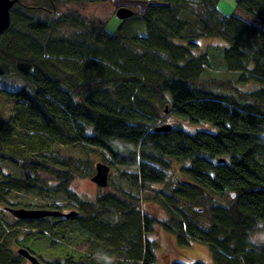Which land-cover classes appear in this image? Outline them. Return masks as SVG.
Returning a JSON list of instances; mask_svg holds the SVG:
<instances>
[{
  "label": "trees",
  "instance_id": "trees-1",
  "mask_svg": "<svg viewBox=\"0 0 264 264\" xmlns=\"http://www.w3.org/2000/svg\"><path fill=\"white\" fill-rule=\"evenodd\" d=\"M141 1L149 5L134 18L144 37L128 20L113 34L87 21L79 13L86 0H17L12 8L0 34V84L18 82L0 88L14 103L0 123V163L24 175L0 168V264L26 263L19 249L42 263V247L54 250L48 264H103L92 249H73L81 240L121 256L115 264H156L150 237L159 228L182 247L208 245L214 264H264L256 244L264 237V0H234L231 15L220 0ZM203 39L225 45L196 55ZM212 51L232 78L206 77ZM171 115L216 132L165 124ZM99 163L135 190H155L168 218L147 213L120 185L82 198L71 186L92 179ZM19 196L30 203H16ZM31 197L50 199L42 210L62 216L8 212L35 209Z\"/></svg>",
  "mask_w": 264,
  "mask_h": 264
},
{
  "label": "rangeland",
  "instance_id": "rangeland-1",
  "mask_svg": "<svg viewBox=\"0 0 264 264\" xmlns=\"http://www.w3.org/2000/svg\"><path fill=\"white\" fill-rule=\"evenodd\" d=\"M30 1V0H28ZM87 5L83 10H80L79 13L82 17L86 18L87 21H94L99 28L105 27V30L111 34L116 33L121 26L122 22L117 19L116 13L120 8H127L134 13H140L147 8L149 5L148 2L141 1V0H114L108 4H101L96 2L95 0H86ZM219 8L225 15H231L235 8V1L234 0H220ZM127 29H132L133 33L139 37L146 36V29L144 25L138 22L134 17L128 19L127 21ZM225 43L220 39H203L200 41V50L196 51V55H200L204 53L208 48L211 47H220L224 46ZM211 60L213 63V69H208L206 71V77H215L218 79H229L232 78V75L227 74L224 72V69L221 65V56L219 53L212 51L211 53ZM9 82H18L16 77H12ZM9 82L0 84V88L6 89L10 88ZM20 83V82H19ZM14 103L8 102L4 97L0 98V123L8 120L12 116V109ZM165 124L167 125H176L181 127L182 129L189 131V132H197V131H205L214 133L216 132V128L212 124L208 123H201V124H191L186 119L181 117L171 115L165 118ZM65 155L73 156L76 158H83V154L80 150L76 149H63L62 150ZM98 161V160H96ZM104 164V163H101ZM0 168L5 174H10L16 178H22L24 173L14 165L8 162H1ZM132 172V171H128ZM43 177L46 179H52L51 177L43 174ZM109 183L111 185H120L127 191H133L137 193L143 201V209L160 219H167L168 213L167 211L158 205L155 202V194L156 191L153 189L140 190L133 189L130 184H128L124 179L118 177V173L114 170H110V177ZM72 189L76 191L82 198L87 199L89 201H95L98 195V187L92 183L91 179H78L75 180L72 184ZM161 189L160 187H156ZM36 202L35 209H27V210H42V207L50 204V199H41V198H34ZM15 201V200H14ZM16 203L25 204L30 203V198L19 196ZM58 206H65L66 203L63 202V198H60V201L56 202ZM15 209H26L24 207H19ZM49 210L50 209H44ZM59 212V211H58ZM71 211H66L64 213L68 214ZM4 215V207L0 205V218ZM13 221V220H12ZM22 238V237H21ZM151 240L155 241L158 244V249L156 251L157 254V262L156 264H171L173 262H180L183 264H191L193 262H198L202 264H214L211 256L210 247L208 245L193 242L190 246L182 247L178 244L176 238L162 229H156V232L150 237ZM43 243L48 242L42 241ZM256 244L264 245V237H259L256 239ZM73 249L85 253L87 250L92 249L94 252L93 254L96 258L102 262L103 264H115L116 262H122V257L108 252L101 247L90 245L87 242L75 241L73 244ZM53 252L54 250L51 249ZM46 247H42V249L35 250L36 254L41 258L43 264L51 263L55 258L52 257V251ZM24 264H30L28 261Z\"/></svg>",
  "mask_w": 264,
  "mask_h": 264
},
{
  "label": "water",
  "instance_id": "water-1",
  "mask_svg": "<svg viewBox=\"0 0 264 264\" xmlns=\"http://www.w3.org/2000/svg\"><path fill=\"white\" fill-rule=\"evenodd\" d=\"M16 3L17 0H0V34L8 30L11 26V10ZM116 17L120 21H126L134 17V12L127 8H120L116 13ZM170 128L171 126H167L160 128L157 131L169 130ZM109 175L110 168L105 164L99 163L96 166V174L93 176L91 181L98 188L104 189L108 186ZM8 212L18 220L44 219L48 217L62 216L59 212L48 210L8 209ZM18 254L25 258L30 264H43L25 249H19Z\"/></svg>",
  "mask_w": 264,
  "mask_h": 264
}]
</instances>
